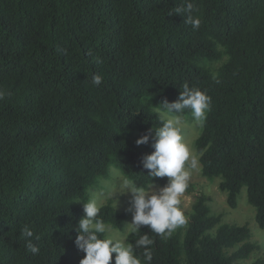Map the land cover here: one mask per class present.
Listing matches in <instances>:
<instances>
[{
  "label": "trees",
  "instance_id": "obj_1",
  "mask_svg": "<svg viewBox=\"0 0 264 264\" xmlns=\"http://www.w3.org/2000/svg\"><path fill=\"white\" fill-rule=\"evenodd\" d=\"M192 2L198 29L169 14L184 0H0V264H79L77 202L111 167L151 182L141 163L151 141H135L160 126L153 108L184 84L211 100L195 140L202 174L220 178L231 208L245 187L264 229V0ZM223 56L216 74L202 63ZM208 200L196 196L182 236L141 226L130 243L147 234L151 264H238L259 246L247 224H220ZM129 213L107 202L99 216L121 228Z\"/></svg>",
  "mask_w": 264,
  "mask_h": 264
},
{
  "label": "clouds",
  "instance_id": "obj_2",
  "mask_svg": "<svg viewBox=\"0 0 264 264\" xmlns=\"http://www.w3.org/2000/svg\"><path fill=\"white\" fill-rule=\"evenodd\" d=\"M194 8L192 0H184L182 5L176 6L169 14L183 15L185 23L198 29L201 20L192 15ZM89 55H92L91 50ZM97 62H101L98 56ZM102 82L101 75H92L90 83L93 86H99ZM5 95L0 90V99ZM210 103L206 92L189 87L188 84H184L175 101L164 100L159 103L161 107L155 108L153 113L157 114L160 126L149 129L135 141L137 145L151 141L153 151L144 155L141 160L143 168L148 170L151 182L140 186L130 178H125L107 194L110 199L115 200L118 195L130 194V231L121 238L109 234L110 226L99 216L103 206L99 203L100 194L93 193L84 202V214L75 226L77 235L74 243L84 253L79 264H110L113 260L114 264H142L141 258L135 253L136 248L144 249L143 262L151 264L153 240L144 234L135 241L134 247L127 240L129 234L139 231L141 226H147L152 232L166 238L177 228L187 224V217L180 207L181 197L189 186V168H196L197 159L184 142L183 131L187 121L183 114L185 110H190L192 120L197 125H202L210 110ZM162 177L168 178L167 183L163 187L154 186L152 178ZM21 234L27 238L26 250L34 255L39 253V247L31 240L32 230L25 226Z\"/></svg>",
  "mask_w": 264,
  "mask_h": 264
},
{
  "label": "rangeland",
  "instance_id": "obj_3",
  "mask_svg": "<svg viewBox=\"0 0 264 264\" xmlns=\"http://www.w3.org/2000/svg\"><path fill=\"white\" fill-rule=\"evenodd\" d=\"M227 60V56H223L218 61H203L205 67H207L213 74L217 73V70ZM155 110V108H153ZM184 118L187 121V126L183 131L184 142L188 145L191 154L197 159L196 168H189L191 173L189 185H192L193 189L190 193H184L181 197V208L185 213L187 219L191 213V206L199 194L206 195L208 200V206L210 211L214 215L221 214V222L227 224H237L243 225L247 224L250 230V238L247 240L249 242L255 243L259 248L253 251L250 256L243 260H238V264H250L254 260L260 258L264 259V229H261L257 226L255 221V209L251 206L246 199V188L243 187L239 193L237 199V206L231 208L226 202V194L219 189L220 178L208 179L201 172V165L199 162V156L195 150V140L199 136L202 128V125H197L191 117L190 110H185ZM125 177L122 173L116 168H109L108 176L101 177L98 179L97 183L90 186L87 190V200L93 193L100 194L99 203L105 204L109 202L117 211L128 210L130 207V194L118 195L115 199H110L108 197V192L110 189L115 188ZM156 187H163L159 185H154ZM77 204L83 205L84 202L78 201ZM132 215L129 213L127 219L124 221L121 228L111 227L110 235L121 238L127 236L130 231V225ZM108 225V224H107ZM186 226L177 228L174 232L180 233L182 236ZM131 235L129 234L127 240L130 243ZM230 251V250H229Z\"/></svg>",
  "mask_w": 264,
  "mask_h": 264
}]
</instances>
